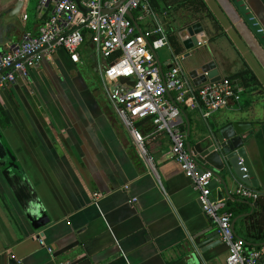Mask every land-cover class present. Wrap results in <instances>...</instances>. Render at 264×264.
Masks as SVG:
<instances>
[{"label": "crops", "instance_id": "obj_1", "mask_svg": "<svg viewBox=\"0 0 264 264\" xmlns=\"http://www.w3.org/2000/svg\"><path fill=\"white\" fill-rule=\"evenodd\" d=\"M201 1L169 7L155 0L158 22L182 47L183 25L201 22L208 59L222 77H235L241 99L208 119L182 106L188 108L182 109L184 128L188 135L190 126L195 144L209 127L231 120L252 125L248 149L260 181L256 189L264 193V44L232 0ZM245 2L264 28V0ZM48 14L39 0H0V53L27 32L37 34ZM139 18L138 32L140 24L150 28V16ZM172 52L171 46L158 53L164 70ZM104 63L87 42L78 63L59 49L31 68L30 80L0 91V264H226L228 247L193 181L172 159L170 137L147 138L151 165L113 107L101 77ZM181 66L187 73L184 60ZM243 71L249 74L239 76ZM8 175L23 182L27 196H17ZM237 185L229 194L218 188L224 203L239 210L237 235H255L249 218L259 202L238 196ZM29 209L36 218L45 215V225L36 227ZM251 247L264 253V241Z\"/></svg>", "mask_w": 264, "mask_h": 264}, {"label": "built area", "instance_id": "obj_2", "mask_svg": "<svg viewBox=\"0 0 264 264\" xmlns=\"http://www.w3.org/2000/svg\"><path fill=\"white\" fill-rule=\"evenodd\" d=\"M120 1L118 9L103 12ZM39 5L49 11L39 32H27L20 43L0 53V91L19 79L30 80L31 68L51 59L59 49L68 51L74 63L80 62L85 33H88L93 48L105 61L101 77L113 107L141 155L153 165L147 138L166 133L171 140L172 159L193 181L204 212L218 225L220 237L228 247L226 264H264V253L247 246L246 240L235 232L234 216L225 210L224 201L212 196L210 185L214 173L210 170L201 173L187 148L182 106L200 110L208 119L220 109L240 101L236 83L223 77L193 87L181 66L184 54L174 52L171 66L162 71L156 54L160 49L171 48V43L164 26L158 22L151 0H90L83 3L87 11L82 10L77 0H39ZM139 9L140 20L145 16L153 19L156 24L153 29L138 32L136 21L128 11ZM27 17L25 14L24 18ZM142 126L150 127L148 134ZM241 170L246 172V167L242 166ZM247 177L245 173L243 179ZM236 194L255 201L264 198V193L243 180L238 181Z\"/></svg>", "mask_w": 264, "mask_h": 264}, {"label": "water", "instance_id": "obj_3", "mask_svg": "<svg viewBox=\"0 0 264 264\" xmlns=\"http://www.w3.org/2000/svg\"><path fill=\"white\" fill-rule=\"evenodd\" d=\"M77 1L83 11L88 10L86 7H83V3H87L90 0ZM232 1L264 44V39L262 38L264 37V28L248 8L245 0ZM120 5L121 1L110 9H104L103 12H112L118 9ZM21 6L22 1H19L16 5L15 13H19ZM128 15L134 18L132 11H128ZM135 24L139 29L138 24L136 22ZM179 37L183 48L186 50L183 60L187 68L186 74L193 87L216 82L223 78L217 68L216 62L208 59L210 51L203 46L208 38L201 22H188L184 24L179 31ZM156 57L163 71V65L159 61L158 54H156ZM251 128L252 125L231 120L215 128L209 127L208 132L202 135L201 140L193 144L191 142L190 126L188 125L187 148L198 164L199 171L203 173L206 170H210L214 173L210 185L213 197L223 198V194L218 188L220 184L223 185L227 194L230 193V188L235 181L238 182L239 180H243L254 188L260 187L259 177L248 149ZM241 161L242 165L240 164ZM242 166L246 167V172L241 170ZM245 173L248 174V177L243 179ZM7 179L12 188L16 186V189H13L19 198L27 196L23 182H20L17 178L12 180L9 178V175ZM25 209L27 210L28 208ZM38 211L40 212V209ZM34 213L35 211L29 209L28 214L33 220L34 225L36 227L45 225L48 218H45V215L41 218H36V214L35 217L33 215Z\"/></svg>", "mask_w": 264, "mask_h": 264}, {"label": "trees", "instance_id": "obj_4", "mask_svg": "<svg viewBox=\"0 0 264 264\" xmlns=\"http://www.w3.org/2000/svg\"><path fill=\"white\" fill-rule=\"evenodd\" d=\"M176 1H178V0H167V4L170 7ZM194 2L195 3L199 2V5L202 6V1L201 0H194ZM151 4H152L153 8L155 9V11H158L157 3L155 2V0H151ZM141 13L142 12H141L140 9L139 10H135L133 12V15H134L133 19L135 21H137L138 20L137 18L139 17V15H141ZM149 23H150V28H148V29L144 28L140 24V27H141L143 32L151 30V29H153L156 26L154 21H149ZM165 30L167 31V34L169 36V40H170L171 46L173 47L174 53L175 54H181L183 52V47L180 44H178L176 36L173 35L172 33H170L169 30L166 29V27H165ZM85 36L86 37H85V42L84 43L87 42V44H90L91 47H93L89 34L85 33ZM245 74H249V71H243L241 74H239V76L240 75L244 76ZM225 78H228V79L232 80L234 83L236 82L234 80L235 77H225ZM182 109L184 111L188 110V108H186V107L182 108ZM142 129H143V131H146V132L150 131V128H146V126H142ZM257 201L259 202V206L260 207L249 218L250 219V227H257L256 233H255V235L246 234L245 237H242L243 239L246 240L247 245L249 244V247L253 245L254 240L255 241H258V240L264 241V198L261 197ZM225 210L228 211V212H231L233 214V216H237L239 214V210L236 209L235 206H232L230 204V202L226 203ZM251 220H254V221H251Z\"/></svg>", "mask_w": 264, "mask_h": 264}, {"label": "rangeland", "instance_id": "obj_5", "mask_svg": "<svg viewBox=\"0 0 264 264\" xmlns=\"http://www.w3.org/2000/svg\"><path fill=\"white\" fill-rule=\"evenodd\" d=\"M163 49H160L158 52H160V51H162ZM85 72H87V71H85ZM105 89V87H104V85H103V89H102V91ZM106 90V89H105ZM105 90H104V93H105Z\"/></svg>", "mask_w": 264, "mask_h": 264}]
</instances>
